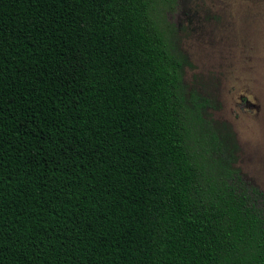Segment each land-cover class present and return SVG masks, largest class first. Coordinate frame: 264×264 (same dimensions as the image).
<instances>
[{
  "label": "trees",
  "instance_id": "trees-1",
  "mask_svg": "<svg viewBox=\"0 0 264 264\" xmlns=\"http://www.w3.org/2000/svg\"><path fill=\"white\" fill-rule=\"evenodd\" d=\"M160 4L0 0V264H264Z\"/></svg>",
  "mask_w": 264,
  "mask_h": 264
},
{
  "label": "rangeland",
  "instance_id": "rangeland-1",
  "mask_svg": "<svg viewBox=\"0 0 264 264\" xmlns=\"http://www.w3.org/2000/svg\"><path fill=\"white\" fill-rule=\"evenodd\" d=\"M160 2L188 102L202 104L210 128L229 136L233 165L264 191V0Z\"/></svg>",
  "mask_w": 264,
  "mask_h": 264
}]
</instances>
